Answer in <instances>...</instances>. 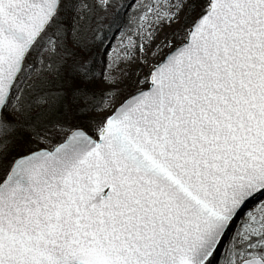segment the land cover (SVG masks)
<instances>
[{
    "label": "snow or ice",
    "instance_id": "obj_1",
    "mask_svg": "<svg viewBox=\"0 0 264 264\" xmlns=\"http://www.w3.org/2000/svg\"><path fill=\"white\" fill-rule=\"evenodd\" d=\"M0 264H264V0H0Z\"/></svg>",
    "mask_w": 264,
    "mask_h": 264
}]
</instances>
